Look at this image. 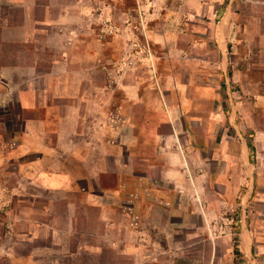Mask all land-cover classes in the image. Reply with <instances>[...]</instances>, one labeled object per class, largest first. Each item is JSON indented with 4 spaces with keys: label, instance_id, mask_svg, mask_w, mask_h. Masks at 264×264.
<instances>
[{
    "label": "rangeland",
    "instance_id": "rangeland-1",
    "mask_svg": "<svg viewBox=\"0 0 264 264\" xmlns=\"http://www.w3.org/2000/svg\"><path fill=\"white\" fill-rule=\"evenodd\" d=\"M62 57L70 76L95 80L154 77L166 62L183 78L195 69L203 81L217 78L214 108L226 121L215 125L214 145L230 140L236 161L211 176L204 169L221 164L197 165L198 194L185 196L196 215L160 213L153 241L128 239L127 217L101 216L78 186L44 189L18 172L12 138L31 113L21 112L16 89L62 75ZM238 130L264 145V0H0V264H264V181L242 178ZM253 185L256 201L245 195ZM108 220L119 227L110 232Z\"/></svg>",
    "mask_w": 264,
    "mask_h": 264
},
{
    "label": "crops",
    "instance_id": "crops-1",
    "mask_svg": "<svg viewBox=\"0 0 264 264\" xmlns=\"http://www.w3.org/2000/svg\"><path fill=\"white\" fill-rule=\"evenodd\" d=\"M64 62L62 57V75L31 77L16 89L21 112L31 113L12 138L18 172L44 189L78 186L101 216L119 212L127 217L128 239L142 234L139 239L153 241L150 230L162 228L160 213L170 219L179 213L196 215L197 208L185 196L198 194L197 165L221 164V169H204L211 176L227 173L236 161L230 140L221 135L220 144L214 145L215 125L226 121L224 112L214 108L220 98L217 78L203 81L197 69L183 78L166 62L167 68L154 77L95 80L70 76ZM102 69L111 75L116 66ZM237 132L232 142L243 153L237 165L242 178L248 175L257 185L264 181V145L253 140L250 159L247 137ZM257 189L253 185L245 195L256 201ZM187 217L180 219V228L188 227ZM105 227L113 232L119 223L108 220ZM143 243L136 238L131 242Z\"/></svg>",
    "mask_w": 264,
    "mask_h": 264
},
{
    "label": "trees",
    "instance_id": "trees-1",
    "mask_svg": "<svg viewBox=\"0 0 264 264\" xmlns=\"http://www.w3.org/2000/svg\"><path fill=\"white\" fill-rule=\"evenodd\" d=\"M249 146V149L252 150V145L248 144ZM233 251L235 253L236 256H242V252L241 250L239 249V246H238V243L235 241L234 242V248H233Z\"/></svg>",
    "mask_w": 264,
    "mask_h": 264
},
{
    "label": "built area",
    "instance_id": "built-area-1",
    "mask_svg": "<svg viewBox=\"0 0 264 264\" xmlns=\"http://www.w3.org/2000/svg\"><path fill=\"white\" fill-rule=\"evenodd\" d=\"M109 31H112V29H110ZM131 63H132V62H130V64H131ZM118 71H119V70H117V68H116V69H115V73L118 72Z\"/></svg>",
    "mask_w": 264,
    "mask_h": 264
}]
</instances>
